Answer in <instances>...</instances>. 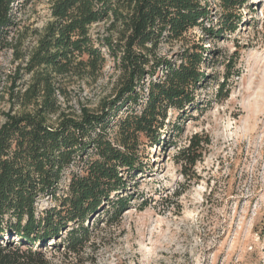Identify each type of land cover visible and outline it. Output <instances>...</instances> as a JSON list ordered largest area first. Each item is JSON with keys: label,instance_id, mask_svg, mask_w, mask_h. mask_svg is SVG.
<instances>
[{"label": "trees", "instance_id": "16d2710c", "mask_svg": "<svg viewBox=\"0 0 264 264\" xmlns=\"http://www.w3.org/2000/svg\"><path fill=\"white\" fill-rule=\"evenodd\" d=\"M17 1L0 0V49L9 46ZM222 1L228 11L241 5L240 0ZM201 4L52 1L53 20L31 56L32 69L39 71L37 86L27 91L33 111L8 114L0 128V264L95 263L88 251L95 249L100 222L119 225L137 199L130 184L146 168L141 140L161 144L168 111L189 110L206 80L201 72L207 61L204 48L184 51L179 64L157 56L163 44L192 30L213 33L205 26L208 11ZM99 23H108L107 36L96 44L90 30ZM236 27L224 16L215 33L236 32ZM107 52L123 82L116 98L98 112H67L59 100L67 93L61 88L57 93L53 80L83 73L98 76ZM159 70L164 71L162 78ZM223 87L219 93L224 100L229 90L224 97ZM210 145L209 138L194 135L179 148L177 161L183 167L196 166ZM46 198L54 205L39 212L38 203Z\"/></svg>", "mask_w": 264, "mask_h": 264}, {"label": "rangeland", "instance_id": "374dc122", "mask_svg": "<svg viewBox=\"0 0 264 264\" xmlns=\"http://www.w3.org/2000/svg\"><path fill=\"white\" fill-rule=\"evenodd\" d=\"M52 1L15 3L9 46L0 49V128L8 114L33 111L27 91L37 86L39 71L32 69L31 56L53 20ZM201 3L213 33L192 30L163 44L157 56L179 64L184 51L204 48L206 80L189 110L168 111L161 144L141 140L146 168L130 184L137 199L119 225L100 222L95 249L88 251L93 264H264V0H240L229 11L222 0ZM224 16L237 24L236 32L215 33ZM107 27H91L96 44ZM105 57L96 77L82 72L53 80L56 91L67 93L59 96L67 112H98L116 98L121 72L108 52ZM163 74L158 71L159 78ZM222 87L224 97L229 90L224 100ZM197 134L211 145L196 166L183 167L177 152ZM53 205L46 198L37 207L42 212Z\"/></svg>", "mask_w": 264, "mask_h": 264}]
</instances>
